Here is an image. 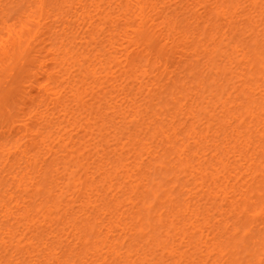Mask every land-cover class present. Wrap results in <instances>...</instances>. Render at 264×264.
Wrapping results in <instances>:
<instances>
[{"label": "bare ground", "instance_id": "6f19581e", "mask_svg": "<svg viewBox=\"0 0 264 264\" xmlns=\"http://www.w3.org/2000/svg\"><path fill=\"white\" fill-rule=\"evenodd\" d=\"M0 264H264V0H0Z\"/></svg>", "mask_w": 264, "mask_h": 264}]
</instances>
